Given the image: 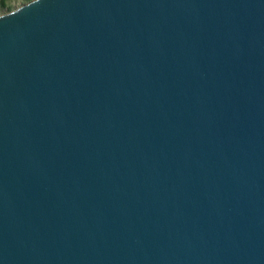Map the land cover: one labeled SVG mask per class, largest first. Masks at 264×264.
Masks as SVG:
<instances>
[{
	"label": "water",
	"instance_id": "95a60500",
	"mask_svg": "<svg viewBox=\"0 0 264 264\" xmlns=\"http://www.w3.org/2000/svg\"><path fill=\"white\" fill-rule=\"evenodd\" d=\"M0 264H264V0L1 14Z\"/></svg>",
	"mask_w": 264,
	"mask_h": 264
},
{
	"label": "rangeland",
	"instance_id": "374dc122",
	"mask_svg": "<svg viewBox=\"0 0 264 264\" xmlns=\"http://www.w3.org/2000/svg\"><path fill=\"white\" fill-rule=\"evenodd\" d=\"M6 2L7 7H1V2ZM22 0H0V15L12 11Z\"/></svg>",
	"mask_w": 264,
	"mask_h": 264
},
{
	"label": "trees",
	"instance_id": "16d2710c",
	"mask_svg": "<svg viewBox=\"0 0 264 264\" xmlns=\"http://www.w3.org/2000/svg\"><path fill=\"white\" fill-rule=\"evenodd\" d=\"M24 1H25V2H28V1H30V0H24ZM1 7H3V8H4V7H7L6 2H3V1H2V2H1Z\"/></svg>",
	"mask_w": 264,
	"mask_h": 264
}]
</instances>
